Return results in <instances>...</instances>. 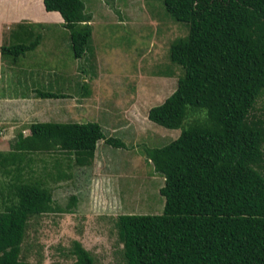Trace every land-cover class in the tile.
<instances>
[{
	"label": "trees",
	"instance_id": "16d2710c",
	"mask_svg": "<svg viewBox=\"0 0 264 264\" xmlns=\"http://www.w3.org/2000/svg\"><path fill=\"white\" fill-rule=\"evenodd\" d=\"M162 1L166 13L187 27L168 46L169 59L182 72L146 117L179 132L161 145H137L163 176L158 188L163 204L157 213L113 218L124 264H264V114L253 111L264 94V0ZM41 3L43 10L60 15L72 57L82 58L91 35V14L83 0ZM22 27L8 30L3 35L8 42L0 44V54L13 63L41 39L34 29ZM80 86V95H86L87 86ZM32 91L39 98L65 96ZM198 111H203L201 120L186 121ZM26 128L28 134L17 130L10 148L0 151V171L9 176L0 193V264H22L28 219L53 209L40 180L19 177L29 154L56 150L86 166L100 138L128 146L117 136H104L96 120L34 121ZM74 202L71 195L67 211ZM68 253L75 264H94L77 240Z\"/></svg>",
	"mask_w": 264,
	"mask_h": 264
},
{
	"label": "rangeland",
	"instance_id": "374dc122",
	"mask_svg": "<svg viewBox=\"0 0 264 264\" xmlns=\"http://www.w3.org/2000/svg\"><path fill=\"white\" fill-rule=\"evenodd\" d=\"M29 1L34 18L58 14L45 12L41 0ZM83 2L91 14V35L83 57L72 59L70 51L64 49L67 30L60 25L46 23V19L41 20L42 26L30 24V29L41 34L37 55L42 57L28 62L36 49L27 52L14 68L0 64V95H24L31 83L36 87L51 85L52 91L66 96L45 99L44 109L34 110L27 103L25 117L30 121L33 116L54 122L96 120L104 136L122 137L128 146H112L100 138L86 166H77L73 155L56 150L31 153L25 158L28 167L23 161L19 177L40 180L51 195L53 209L28 219L20 253L22 264H75L68 253L73 240L90 253L94 264H124L113 218L118 213H157L162 209L158 188L163 176L152 169L143 148L137 145H161L171 139L172 133L178 134V128L171 131L153 124L146 118V111L163 100L174 85L161 75L182 72V67L169 59L168 46L173 38L186 33V24L169 16L162 0ZM51 44L58 45L59 51H50L46 59L44 51ZM80 84L87 86L86 95H80ZM80 101L83 107H76ZM3 105L0 102V111ZM253 111L264 114V94ZM11 112H16L15 107L1 113L2 118H8ZM202 116L203 111H198L185 119L201 120ZM21 125L1 130L0 151L10 148ZM145 134L149 138H144ZM7 166L15 173L13 165ZM7 180L9 176L0 171V193H5L3 183ZM71 195L75 202L67 211Z\"/></svg>",
	"mask_w": 264,
	"mask_h": 264
},
{
	"label": "crops",
	"instance_id": "0c3cea01",
	"mask_svg": "<svg viewBox=\"0 0 264 264\" xmlns=\"http://www.w3.org/2000/svg\"><path fill=\"white\" fill-rule=\"evenodd\" d=\"M20 1L22 2L21 4L18 2V0H0V44L1 43L2 44L3 43L6 44L8 42L6 40V36L3 38V35L6 34L7 31L10 30V29L19 28V24L23 25L22 29H24V30L26 29L27 30L29 24H35V25L43 24L44 22L41 21L42 19H46L47 20L46 23L54 24V25H60V23L62 22V19H61L59 14H56L57 16H54L53 18H50L51 15H49V14H45V15H49V18H47L46 16H44V18L42 17V19L41 18H34L33 17V13H32V8H31V5H30V1L29 0H20ZM41 5H42V3H41ZM45 12H53V13H55L56 11L55 12L54 11H45ZM22 19H25L26 22H22L21 21ZM67 37H68V31H67ZM40 45L41 44H38L33 49V50H36V49L37 50L34 53V55L31 56L32 59H31V61H28L29 63H31L32 60L36 61L37 59H40L42 57V56H38L37 55V54H39V50H40L39 46ZM54 45L57 48H54ZM63 46H64V49H68L70 51L69 39L66 40V38H65V41L63 42ZM50 51L53 52V53H56L57 51H59V46L56 45V44H51L50 49L44 51V53L46 55V57H45L46 59L49 58V56L52 54V53L51 54H47ZM70 53H71V51H70ZM35 54H36V56H35ZM71 57H72V54H71ZM21 59H24V55L22 57H19L18 61L13 63L12 60H10L9 58L3 57L0 54V64L2 65V63H6L5 65L12 66L13 68L16 67V65L18 64V62ZM72 59H74V58L72 57ZM75 60H78V59H75ZM62 72L64 73V71H62ZM161 77H163V78L165 77L166 79H163V80L168 82V83H170V86H171V84L173 82L174 85H173L172 89L170 90V92H171L173 90V88L175 87V85H176V75L175 74H164V75H161ZM0 79H1V76H0ZM160 79H162V78H160ZM75 83H77V82L75 81ZM39 86L40 87H36L32 83L29 84L28 89H27L28 92H27L26 95H18V96L0 95V100H1L0 102H4L2 110L0 111V124H6V127H1V130L14 128V127L18 126V123H20V124H23V125H21V127H20L21 130L20 129H18V130L23 135H25V134H28V129L26 128V125L28 123H31V122H34V121H49V120H38L35 116H33L34 119L30 121L27 117H25V114L28 113V111L26 109V108H28L27 107L28 106L27 103L28 104L31 103V106H29V107L34 109V110H38L40 108H43V109L45 108V106H44L45 99H49V98L36 97L32 90L34 88L35 89L38 88L40 90H42V89L43 90H52L53 88L51 87V85L47 86V85H44V84H40ZM64 95L66 96V94H64ZM64 97H61V98H64ZM5 101H7V102H5ZM11 101H13V102H11ZM10 106H11V109L13 107H15L16 112H11V114H10V116L8 118H2V116H1L2 114L1 113L5 112L7 110H10ZM17 106H19V107H17ZM76 107H83V103L80 101V104L77 103ZM12 113H16L18 115L17 118L14 116L15 114H12ZM75 121H78V120H75ZM153 124H155V123H153ZM23 128L26 129L25 131H27V133L23 132L24 131ZM160 128H162V127H160ZM122 130L123 129H120L121 133L123 132ZM168 130H171V129H168ZM171 131H174V130H171ZM176 135H177V133H172V137L171 138H174ZM120 140L122 141V137L120 138ZM124 143H125V141H124ZM121 148H123V147H121Z\"/></svg>",
	"mask_w": 264,
	"mask_h": 264
}]
</instances>
